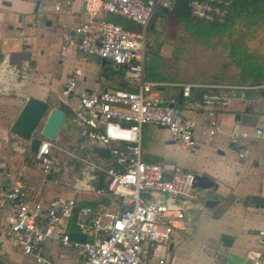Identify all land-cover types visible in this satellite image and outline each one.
Returning <instances> with one entry per match:
<instances>
[{
  "label": "crops",
  "instance_id": "1",
  "mask_svg": "<svg viewBox=\"0 0 264 264\" xmlns=\"http://www.w3.org/2000/svg\"><path fill=\"white\" fill-rule=\"evenodd\" d=\"M84 2L0 0V192L7 194L22 183L32 188L46 205L57 197L75 199L79 209H75V218L67 229L76 232L80 228L75 219L81 209L102 208L105 221L109 222V216L124 208L107 190L105 169L113 164L109 149L85 135L84 129L74 121L73 107L78 106V99L74 95L71 105L68 104L63 91L76 71L82 74L80 88L83 90H136L138 87L135 79L127 77L125 67L85 54L75 43L66 40L67 35L87 19ZM155 16L148 30L155 39L149 45L148 40L146 43V51L150 52L161 29L169 34L179 28L173 14L159 10ZM120 20L126 27L139 28L130 20ZM167 39L160 42V55L164 58L172 57L174 48L173 40ZM168 49L169 54L165 53ZM168 76L169 79L147 80L158 84L152 86L149 95L178 102L180 91L184 89L179 85L183 83L175 79L176 72ZM222 83L194 84L200 87H193L191 95L183 97L184 116L196 122L193 145L174 141L164 126L154 123L143 126L146 161L161 164L168 174L180 166L196 175H206L216 184L209 190L196 188L197 198L193 200L176 202L185 210L184 228L175 229L168 243L149 246L148 264H162L161 261L163 264H219L222 261L255 264L257 260L264 264V242L258 236L259 230L264 229V141L246 140L250 149L245 160L240 159L239 147L232 142L235 131L253 133L255 128L264 125V88L249 92V101L234 100L227 109L212 111L203 105L202 95L211 90L207 85ZM30 97L45 100L50 108L66 113L59 135L52 141L56 178H50L43 171L30 142L11 130ZM211 113L221 127L212 139L208 127ZM70 143L74 144L76 157L83 165H70L58 158V154H68ZM154 197L169 199L166 194ZM208 198L215 203L207 207ZM14 212V201L6 195L0 197V264H35L31 257L15 249L5 235ZM88 239L92 237L87 236ZM43 252L53 264H81L75 249L64 248L56 240L48 241Z\"/></svg>",
  "mask_w": 264,
  "mask_h": 264
},
{
  "label": "built area",
  "instance_id": "2",
  "mask_svg": "<svg viewBox=\"0 0 264 264\" xmlns=\"http://www.w3.org/2000/svg\"><path fill=\"white\" fill-rule=\"evenodd\" d=\"M72 1V0H68ZM87 19L80 22L66 37L68 42L88 55L111 60L127 70V77L138 83L136 90L116 89L87 91L80 88L81 72L76 71L66 85L64 100L71 105L75 95L74 121L92 141L108 148L113 164L107 166V190L117 197L124 208L118 214L106 215L102 208H83L75 222L80 233L91 236L85 243L71 240L67 225L75 218V199L57 197L48 205L41 202L32 188L16 184L6 195L15 203L5 235L19 252L31 257L35 264H53L43 246L56 240L62 247L75 249L81 264H148L149 246L166 244L174 230L184 228L185 210L177 201L197 198L196 174L176 166L168 174L161 164L148 162L143 156V126L154 123L166 127L174 141L193 145L196 122L184 116L181 106L166 98L149 95L157 83L145 79V54L148 30L161 8L172 10L175 0H84ZM193 16L208 22H225L230 14L232 0H190ZM60 8V7H59ZM123 17L139 28L132 29L107 19V15ZM184 95L190 96L198 85L183 83ZM202 87V86H201ZM211 89L202 95L203 105L225 110L234 100L246 101L251 91L261 85L229 84L207 85ZM215 89V90H212ZM209 121L212 139L220 130L214 113ZM264 141V125L253 133L235 131L232 142L239 147L240 159L248 156L250 144L246 140ZM43 171L55 170L52 141L42 139L37 151ZM156 194H166L168 200H159ZM108 216V215H107ZM258 236L264 242V229ZM163 264L164 262L161 261ZM257 260L255 264H260ZM219 264H229L222 261Z\"/></svg>",
  "mask_w": 264,
  "mask_h": 264
},
{
  "label": "rangeland",
  "instance_id": "3",
  "mask_svg": "<svg viewBox=\"0 0 264 264\" xmlns=\"http://www.w3.org/2000/svg\"><path fill=\"white\" fill-rule=\"evenodd\" d=\"M106 18L110 20L124 19L111 14H108ZM119 23L123 24L121 20ZM157 26L159 29V24ZM178 27L177 32L175 29L169 34L161 29L157 34L160 37H157L153 44V49H155L162 40L167 41V38L173 40L171 44L174 48L171 54L174 60L170 61V64L158 57L157 63L153 67V56L149 50L146 51V80L165 79L169 73L173 74L176 71L177 78L184 83L224 82L264 86V78L262 80L258 77L264 73V17L253 26H249L248 21L238 19L224 34H218L210 39L203 37L199 41L192 40L190 35L185 34L180 26ZM152 33L149 31L147 35L148 45L155 39V36L151 37ZM170 52L171 50L168 49L165 53L169 54ZM248 72L252 73V76L250 80L245 81L242 76ZM253 77L258 78V82L253 83ZM261 90L263 89L259 91ZM42 126L43 124L39 127L38 134ZM67 150L68 154L63 152L58 154V158L70 165H83L79 160L82 163L83 161L76 157L78 152L73 143L69 144ZM55 157H57V153H55ZM63 162L61 161V165Z\"/></svg>",
  "mask_w": 264,
  "mask_h": 264
},
{
  "label": "water",
  "instance_id": "4",
  "mask_svg": "<svg viewBox=\"0 0 264 264\" xmlns=\"http://www.w3.org/2000/svg\"><path fill=\"white\" fill-rule=\"evenodd\" d=\"M86 8V2H84ZM153 24H151V27ZM184 97V89L180 91V97L177 105L181 106ZM174 105V102H173ZM66 120V113L56 107L50 108V104L42 99L36 97H30L22 111L18 115L17 119L12 125V132L30 142L31 150L37 152L42 138L55 141L59 135V132ZM43 124L40 133L37 135L39 127ZM58 173L55 172L50 175V178H56ZM103 177L100 178V186H102ZM216 187L215 182L206 175L197 174L195 188L201 190H209ZM215 203L212 198H208L207 207ZM71 240L75 242L85 243L87 241V235L76 231L69 232Z\"/></svg>",
  "mask_w": 264,
  "mask_h": 264
},
{
  "label": "trees",
  "instance_id": "5",
  "mask_svg": "<svg viewBox=\"0 0 264 264\" xmlns=\"http://www.w3.org/2000/svg\"><path fill=\"white\" fill-rule=\"evenodd\" d=\"M190 0H175V6L172 10L161 8L160 12L165 14H173L179 23L182 32L191 36L194 41H199L203 37L212 38L218 34H224L227 30L234 25L235 21L242 19L248 21L249 26H253L259 22V19L264 17V0H232L231 10L228 19L223 22H208L203 19H199L193 16L190 12ZM119 23V20H113ZM172 43V42H171ZM162 44H158L155 49L152 50L153 64L155 67L157 58L160 57L168 64L173 61L174 58H164L160 55V47ZM177 58V57H175ZM176 72V71H174ZM252 73H245L242 79L248 81L251 79ZM258 77L264 78V73ZM165 79H169V76ZM170 79L173 77L170 76ZM178 79V78H175ZM253 83L258 82V78H254ZM181 83H184L181 81ZM264 92V90L262 91ZM79 208L76 207V210Z\"/></svg>",
  "mask_w": 264,
  "mask_h": 264
}]
</instances>
